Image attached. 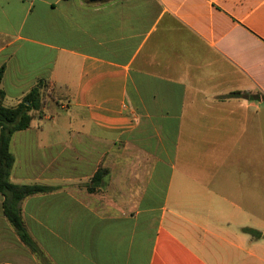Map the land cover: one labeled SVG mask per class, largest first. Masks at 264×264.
I'll list each match as a JSON object with an SVG mask.
<instances>
[{"label": "crops", "instance_id": "crops-1", "mask_svg": "<svg viewBox=\"0 0 264 264\" xmlns=\"http://www.w3.org/2000/svg\"><path fill=\"white\" fill-rule=\"evenodd\" d=\"M1 67L6 106L43 81L80 122L11 143L14 183L61 188L21 204L56 264H264V0H0ZM3 202L0 264H39Z\"/></svg>", "mask_w": 264, "mask_h": 264}, {"label": "trees", "instance_id": "trees-1", "mask_svg": "<svg viewBox=\"0 0 264 264\" xmlns=\"http://www.w3.org/2000/svg\"><path fill=\"white\" fill-rule=\"evenodd\" d=\"M5 67L0 68V196L4 197L3 213L10 226L15 231L20 242L31 252L39 264H56L34 240L25 226L21 204L24 200L35 195H45L60 190V187L39 184L21 185L11 180L12 170L15 165V156L11 150L14 135L30 128L35 113L42 116L45 104L46 85L43 81L32 89L21 103L14 107L5 105V93L1 88ZM237 95V94H236ZM235 95V96H236ZM107 172L100 169L92 178L91 192L103 181L101 173ZM244 234L250 235L254 240L264 238V235L255 229L245 227Z\"/></svg>", "mask_w": 264, "mask_h": 264}, {"label": "rangeland", "instance_id": "rangeland-1", "mask_svg": "<svg viewBox=\"0 0 264 264\" xmlns=\"http://www.w3.org/2000/svg\"><path fill=\"white\" fill-rule=\"evenodd\" d=\"M44 100H45V103L53 102L55 100L53 93H48V92L46 93L45 92ZM57 102L59 104L58 103L54 104V102H53L51 108H49V109H47V111H45L48 116H53V119L46 120L40 115V116H38L40 118L37 119V122L46 128L48 126H51V125L63 126V127L66 125H70V124L78 125L80 122H77V121L72 119V110L67 109V108L66 109L60 108L61 105H67L68 101L57 100ZM38 115H39V113H38ZM260 167H261V175L263 177L259 180V186L257 185V187L260 188V191H259L260 196H252L251 197L250 211H249V222L247 223L246 227L260 231L264 235V233H263L264 232V194H263L264 193V164L262 163L260 165ZM111 169L113 171L114 165H112ZM17 184H19V183H17ZM22 185H23V183H22ZM245 219H246V217H245ZM234 228H235V231L238 232L239 229H237L235 226L233 227V229ZM241 232H242V230H241ZM245 235L250 237V239L254 242L259 241V240H254L250 235H247V234H245ZM260 240H261L260 243H264V238L260 239ZM27 251L30 252L28 249H27ZM248 261L250 264H258L257 260H255L253 258L249 259Z\"/></svg>", "mask_w": 264, "mask_h": 264}, {"label": "water", "instance_id": "water-1", "mask_svg": "<svg viewBox=\"0 0 264 264\" xmlns=\"http://www.w3.org/2000/svg\"><path fill=\"white\" fill-rule=\"evenodd\" d=\"M91 3H93V4H98V3H103V2H105V1H107V0H89Z\"/></svg>", "mask_w": 264, "mask_h": 264}]
</instances>
